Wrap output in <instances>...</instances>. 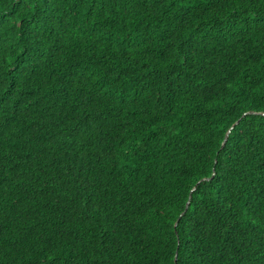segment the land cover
Here are the masks:
<instances>
[{"label":"trees","instance_id":"1","mask_svg":"<svg viewBox=\"0 0 264 264\" xmlns=\"http://www.w3.org/2000/svg\"><path fill=\"white\" fill-rule=\"evenodd\" d=\"M0 264H264V0H0Z\"/></svg>","mask_w":264,"mask_h":264},{"label":"water","instance_id":"2","mask_svg":"<svg viewBox=\"0 0 264 264\" xmlns=\"http://www.w3.org/2000/svg\"><path fill=\"white\" fill-rule=\"evenodd\" d=\"M226 140H227V137H226V139H225V142H226Z\"/></svg>","mask_w":264,"mask_h":264}]
</instances>
